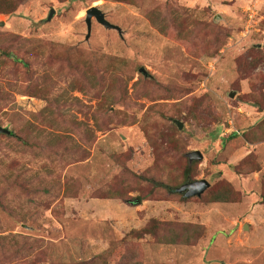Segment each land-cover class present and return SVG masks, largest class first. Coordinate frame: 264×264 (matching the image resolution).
Listing matches in <instances>:
<instances>
[{
    "label": "rangeland",
    "instance_id": "1",
    "mask_svg": "<svg viewBox=\"0 0 264 264\" xmlns=\"http://www.w3.org/2000/svg\"><path fill=\"white\" fill-rule=\"evenodd\" d=\"M92 6L121 31L87 40ZM0 21V185L22 176L0 264H264V0H0ZM154 219L181 240L133 233Z\"/></svg>",
    "mask_w": 264,
    "mask_h": 264
},
{
    "label": "trees",
    "instance_id": "2",
    "mask_svg": "<svg viewBox=\"0 0 264 264\" xmlns=\"http://www.w3.org/2000/svg\"><path fill=\"white\" fill-rule=\"evenodd\" d=\"M14 9H15V7L11 8V10H14ZM47 88H48L47 86H44L43 90L47 89ZM233 134H236V133L234 132ZM60 140L61 139H57L56 142H60ZM196 162L197 161H193L192 165ZM188 165L189 164H187V167L185 168V171H184V175L186 176V178H188V176L192 170V165H189L190 167ZM3 177H4V179L2 181L5 183V185H0V206L6 207V205H5L6 196H4V193L6 191H8L9 189L14 188L16 185L21 184V183H19V180H21L22 176H21V173H17V174L15 173L14 175H7V176H3ZM232 193H233V188L231 185H229L227 193H224L222 195L219 194V195L215 196L214 199H213V197L211 199H212V201H215V202L229 201L231 199L230 194H232ZM144 198L145 197L141 195V196L136 197V199H134V201L141 202ZM166 225H167L166 223H163L161 221L154 219L151 221V223L147 224L140 231H133V233L134 232L138 233L136 236H140L139 234H141V233H142L141 236H143L145 234L153 235L156 239L163 238L166 242H173V243L179 242V240H181V236H182L181 235L182 228L181 227L178 228L177 229L178 232L173 233L175 228H173V226H166ZM178 226H180V225L178 224ZM187 226H189V225H186V227ZM188 229L191 232H190L189 237H187L184 240L187 243L191 240H194L197 237V234L202 235L204 230H205L203 226H201V225L193 226V224H190ZM100 263H101L100 261L94 260V261H91L89 263H77V264H100Z\"/></svg>",
    "mask_w": 264,
    "mask_h": 264
},
{
    "label": "water",
    "instance_id": "3",
    "mask_svg": "<svg viewBox=\"0 0 264 264\" xmlns=\"http://www.w3.org/2000/svg\"><path fill=\"white\" fill-rule=\"evenodd\" d=\"M53 14H54V10L51 11L48 19H51ZM93 18H95L98 23L102 24L104 27L108 29H116L119 32L121 31V28L118 25H115L111 23L109 20H107L105 13L101 9H99L96 6H92L86 10L85 22L87 26V35H86L87 40L89 39L92 33ZM4 24L5 23L3 21H0V26H3ZM140 71L144 75H148V72L145 69V67H141ZM175 122L177 123L179 128L183 127V123H181V121L175 120ZM0 133L11 134L12 131L9 128L3 127L0 125ZM188 157L190 161L202 160L204 155L201 151L195 150V151H190L188 153ZM210 186H211V183L205 178L196 179V180H188L187 182L183 183L179 187H176L174 189V192L184 193V196L188 198L194 197V196L200 197ZM244 228H248V224H245Z\"/></svg>",
    "mask_w": 264,
    "mask_h": 264
},
{
    "label": "built area",
    "instance_id": "4",
    "mask_svg": "<svg viewBox=\"0 0 264 264\" xmlns=\"http://www.w3.org/2000/svg\"><path fill=\"white\" fill-rule=\"evenodd\" d=\"M251 17L253 16V15H250Z\"/></svg>",
    "mask_w": 264,
    "mask_h": 264
}]
</instances>
